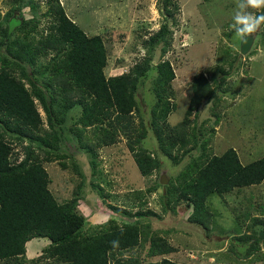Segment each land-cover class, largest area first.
Masks as SVG:
<instances>
[{
  "label": "rangeland",
  "instance_id": "obj_1",
  "mask_svg": "<svg viewBox=\"0 0 264 264\" xmlns=\"http://www.w3.org/2000/svg\"><path fill=\"white\" fill-rule=\"evenodd\" d=\"M48 1L33 0L38 11L36 16L42 19L40 28H44L45 34L52 23L43 19L49 8ZM60 1L67 15L89 37H103L108 54L107 77L127 73L144 61L149 55V39L165 26L168 29L163 42L153 53L154 69L143 79L136 94L139 110L133 113L128 129H119L118 141L99 150L97 172L90 167L89 155L80 148L82 144L68 130L75 126L80 110L74 109L67 118L64 150L76 159V165L86 176L78 204L91 226L85 229V235L102 228L101 224L107 223L111 217L119 225L136 223L139 218H135V213L151 210L153 214L141 221L144 227L142 245L119 255L124 264H150L164 259L180 264H264V239H258L264 233V182L235 190L223 198L212 195L207 202L215 214L210 229L190 222L192 210L185 204L177 206L174 211L175 200L170 198L169 192V185L173 181L177 183L179 175L199 163L201 147L206 140L207 155L220 156L233 148L243 165L264 158V25L250 34L256 37V41L250 53L242 55L244 37L237 36L230 27L236 0ZM16 6L13 0H0L2 17ZM22 13L26 19L34 16L30 7H24ZM256 14H264V9ZM165 43H168V52L162 56ZM57 56L58 53L49 49L38 63L47 64ZM166 60L171 61L176 74L172 99L175 111L163 130L169 133L177 129L183 134V131L193 133L195 129L198 142L197 145H188L187 152L179 150L181 145H178L172 156L162 150L152 124V109L157 101L153 91L156 65ZM26 67L30 73L33 71L30 66ZM215 73L216 81H213ZM200 74L208 77L214 95L189 114L192 83ZM39 110L46 120L41 107ZM127 123L128 120L123 122ZM143 133H146L145 138L135 145L133 151L129 137ZM88 134L92 135V131L89 130ZM16 148L23 158L24 147L19 144ZM140 149L152 153L162 163L160 169L149 177L140 174L135 162L134 154ZM63 161L67 168L59 162L45 165L51 178L50 189L60 203L72 200L82 181L72 160ZM163 174L169 181L167 185L160 182ZM92 183L103 189L105 200ZM248 235L252 237L251 241L240 240ZM155 239L158 244L171 247V252L150 256ZM254 240H259V249L246 256ZM49 245V240L35 239L28 244L25 257L17 261H1L0 264H68L41 256Z\"/></svg>",
  "mask_w": 264,
  "mask_h": 264
},
{
  "label": "trees",
  "instance_id": "obj_2",
  "mask_svg": "<svg viewBox=\"0 0 264 264\" xmlns=\"http://www.w3.org/2000/svg\"><path fill=\"white\" fill-rule=\"evenodd\" d=\"M13 3L17 6L4 17L0 12V262L20 260L26 256L28 244L41 238L50 241L41 255L45 259L55 258L68 264H124L119 255L142 245L144 227L141 221L153 212H137L134 214L139 218L136 223L123 225L111 217L101 224L102 228L85 235V229L91 226L78 204L86 176L76 165V159L64 150L65 123L71 111L78 108L79 118L68 130L82 144L80 148L89 155L90 167L95 172L99 150L114 145L119 129H128L127 125L132 124V115L139 110L136 98L139 86L154 69L153 53L168 29L165 26L149 39V55L144 61L127 73L107 77L108 54L103 37H89L67 15L60 0L48 1L49 8L43 19L52 23L46 34L44 28H40L42 19L36 16L38 11L33 0H13ZM24 7H30L34 14L31 19L23 17ZM165 44L162 56L168 52V43ZM49 49L58 56L47 64L38 63ZM26 66L33 71L30 73ZM156 70L153 128L165 154L172 156L178 145H181L179 150L187 152L188 145L198 144L195 129L193 133L183 131V134L177 129L169 133L163 130L175 111L172 101L175 69L171 61L166 60L158 63ZM220 70L226 74L222 67ZM215 75L213 81H216ZM192 91L189 114L214 95V88L205 74L195 78ZM125 120L127 124H123ZM89 130L92 135L88 134ZM145 134L129 137L133 151ZM207 142L202 144L199 163L179 175L177 183L173 181L169 185V192L170 198L175 200L174 211L185 204L192 210L190 222L210 229L215 214L207 204L208 199L214 194L223 198L235 190L261 185L264 158L243 165L233 148L220 156L207 155ZM19 144L24 147L23 158L16 151ZM134 157L144 177L159 170L162 164L158 157L143 149L136 151ZM67 158L72 160L82 181L75 197L60 203L50 189L51 178L45 165L59 162L67 168L63 161ZM92 187L99 189L100 186L92 183ZM98 192L105 200L103 189ZM109 206L116 210L113 205ZM125 214L131 215L128 211ZM251 238L248 235L240 240L251 241ZM259 243L254 240L246 256L258 251ZM171 249L155 239L150 256H163ZM150 264L180 263L164 259Z\"/></svg>",
  "mask_w": 264,
  "mask_h": 264
},
{
  "label": "clouds",
  "instance_id": "obj_3",
  "mask_svg": "<svg viewBox=\"0 0 264 264\" xmlns=\"http://www.w3.org/2000/svg\"><path fill=\"white\" fill-rule=\"evenodd\" d=\"M261 9H264V0H236L233 23L230 27L237 36L245 37L255 33L264 25V14H256Z\"/></svg>",
  "mask_w": 264,
  "mask_h": 264
},
{
  "label": "water",
  "instance_id": "obj_4",
  "mask_svg": "<svg viewBox=\"0 0 264 264\" xmlns=\"http://www.w3.org/2000/svg\"><path fill=\"white\" fill-rule=\"evenodd\" d=\"M256 41V37L254 35H247L244 37V39L241 42V54L247 55L252 50L254 43ZM162 185H167L169 183L168 179L164 176V174L161 177L160 180ZM259 240L264 239V233H261L258 237Z\"/></svg>",
  "mask_w": 264,
  "mask_h": 264
},
{
  "label": "crops",
  "instance_id": "obj_5",
  "mask_svg": "<svg viewBox=\"0 0 264 264\" xmlns=\"http://www.w3.org/2000/svg\"><path fill=\"white\" fill-rule=\"evenodd\" d=\"M47 240V239H46ZM31 243V242H30Z\"/></svg>",
  "mask_w": 264,
  "mask_h": 264
}]
</instances>
